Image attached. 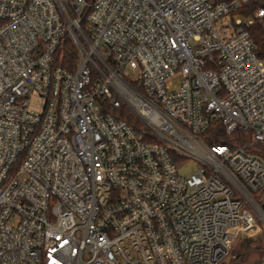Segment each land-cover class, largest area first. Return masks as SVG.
<instances>
[{"label":"built area","instance_id":"2783aa9c","mask_svg":"<svg viewBox=\"0 0 264 264\" xmlns=\"http://www.w3.org/2000/svg\"><path fill=\"white\" fill-rule=\"evenodd\" d=\"M250 1L0 0V264H220L261 231L264 157L203 137L264 144Z\"/></svg>","mask_w":264,"mask_h":264},{"label":"trees","instance_id":"16d2710c","mask_svg":"<svg viewBox=\"0 0 264 264\" xmlns=\"http://www.w3.org/2000/svg\"><path fill=\"white\" fill-rule=\"evenodd\" d=\"M261 0H252L250 2L242 4L240 7L235 9L232 12L233 16L243 17V18H254L253 24L250 26V32L256 44V51L260 58L264 59V29L261 26L258 19L255 18V13L258 8L262 5ZM81 27L85 30V24L81 23ZM78 57V51L71 40H68L61 52L60 56V64L66 66L68 68H73ZM114 114L115 116L126 119L129 123L133 124L136 127H140L142 125L139 118H137L132 111H130L129 107L121 106L119 108H110L107 110ZM203 137L205 141L209 144H218V143H226L230 145H247V148L251 151L258 152L264 157V144H254L250 145V139L248 134L243 133L240 130L235 131L232 136L227 135L222 128H218L217 130H209L203 133ZM260 193H254L255 199L262 204ZM249 239V238H248Z\"/></svg>","mask_w":264,"mask_h":264},{"label":"rangeland","instance_id":"374dc122","mask_svg":"<svg viewBox=\"0 0 264 264\" xmlns=\"http://www.w3.org/2000/svg\"><path fill=\"white\" fill-rule=\"evenodd\" d=\"M129 109L138 118L134 110ZM175 162L178 172L183 176L194 173L199 165V160L194 157H175ZM258 220L261 231L254 237H240L230 255L220 264H264V217L259 216Z\"/></svg>","mask_w":264,"mask_h":264},{"label":"water","instance_id":"95a60500","mask_svg":"<svg viewBox=\"0 0 264 264\" xmlns=\"http://www.w3.org/2000/svg\"><path fill=\"white\" fill-rule=\"evenodd\" d=\"M264 5V4H263Z\"/></svg>","mask_w":264,"mask_h":264}]
</instances>
